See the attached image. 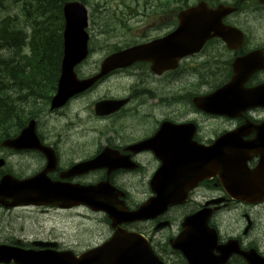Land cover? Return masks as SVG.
Returning a JSON list of instances; mask_svg holds the SVG:
<instances>
[{"label":"flooded vegetation","instance_id":"obj_1","mask_svg":"<svg viewBox=\"0 0 264 264\" xmlns=\"http://www.w3.org/2000/svg\"><path fill=\"white\" fill-rule=\"evenodd\" d=\"M79 1L88 8L93 5L91 0ZM199 4L218 10L207 9L211 17L190 18L192 29H204L207 34H196L201 40L193 41L190 52L176 54L174 59L179 44L168 39L179 27L180 12ZM108 7L113 12L110 16L92 19L89 54L76 66L79 77L98 72L104 59L117 51L143 45L144 57L112 69L62 107L49 108L43 123L38 124L43 141L55 153L56 165L48 176L71 185H100L101 198L124 200L132 209L154 195L153 178L159 191L166 184L164 193H187L184 201L147 220L102 225L98 239L89 245H101L115 232L121 233L120 237L136 233L147 240L164 264H187L173 247L174 240L184 219L207 207L216 210L210 223L217 229L220 218L216 213H234V237L240 248L254 249L264 257L260 220L264 202L252 205L232 199L218 176H211L210 164L204 167L207 149L219 138L224 150L246 153L242 157L247 158L248 169L264 158V0H132L115 1ZM203 20L208 24L202 25ZM217 89H222V112L205 111V102L200 99ZM253 101L261 105H249ZM80 105L86 119L92 121L90 129L73 128L81 121L75 110ZM50 118L58 120L61 128L53 139L48 129H42ZM17 155V151L0 148V157L6 160ZM35 159L44 167L47 159L43 155ZM191 160L190 167L195 164L192 171ZM89 163L92 167L88 169L85 165ZM70 168L72 172L62 177ZM196 178V185L189 188ZM172 181L179 187L170 188ZM109 185L122 191L124 197L110 192ZM34 241L9 244L31 250L81 252L59 241L45 248L35 247ZM229 264L246 262L237 255Z\"/></svg>","mask_w":264,"mask_h":264},{"label":"water","instance_id":"obj_2","mask_svg":"<svg viewBox=\"0 0 264 264\" xmlns=\"http://www.w3.org/2000/svg\"><path fill=\"white\" fill-rule=\"evenodd\" d=\"M63 12L65 19L63 36L64 49L61 59L60 77L57 83L56 93L51 101V108L58 107L69 95L86 88L95 79L93 77L85 80H78L76 79L73 71L75 64L82 60L86 55L85 45L87 37L84 31L87 23L86 9L80 3L69 2L64 4ZM191 16L193 15L191 14ZM183 17L186 18V15ZM142 51L144 50L139 47L108 57L102 64L101 73L107 71L109 69V66L118 67L120 65L129 64L131 62L129 61V59H132L133 57H135V55L136 58L144 57V54L141 53ZM219 95V91H216L213 97H211L210 103L212 106L214 100H217ZM3 144L15 148H37L43 152H46V149L41 145V143H39L38 138L35 134L33 121H30L29 124L21 131V133L16 138L6 139ZM210 156L211 162L221 161L222 158L225 159V154L214 147H212L210 151ZM243 161L244 160H242V163ZM230 162H234V165H232ZM240 163L241 162L238 160V157L233 158L227 156L224 165L220 166L222 174H219V176L222 178L227 191L232 196L256 198L255 194L259 193V190L257 191L255 185H253V188L251 187V185L249 184V177L251 176L245 174L241 170L242 166ZM43 175L44 172H40L33 177L26 178L20 181L11 178L10 176H4L2 182L0 183V195L2 194V196L13 200V205L27 203L38 204L53 201L50 197L47 196H50L52 194H59V192L61 191L60 189L55 190V185L52 183L46 184L43 179ZM153 201H155V199ZM157 201L163 202L164 200L157 199ZM110 212L113 216H116L115 218H125V216L122 214L121 209L117 210L116 208L111 207ZM138 216L141 217L142 213L138 212ZM191 221L188 220L185 222V224L188 225ZM195 221H198V218ZM200 236L201 238H199L198 240H194L195 246L202 247L203 243H206L205 245H208L210 244V241L211 246H214L216 235L213 229H209L208 227H206L205 232ZM230 248L233 252L234 248L231 245ZM184 249H186V247H184ZM203 250L205 251L204 246L200 248L199 255L192 254L190 256L191 263L216 264V260L209 258L207 254L203 253ZM114 258L115 263L118 264H136L139 261L138 259H141L137 256L126 254H116L114 255ZM220 264H223V262H221Z\"/></svg>","mask_w":264,"mask_h":264},{"label":"trees","instance_id":"obj_3","mask_svg":"<svg viewBox=\"0 0 264 264\" xmlns=\"http://www.w3.org/2000/svg\"><path fill=\"white\" fill-rule=\"evenodd\" d=\"M62 1L19 0L18 12L8 15L15 18L0 20V93L6 97L12 82L17 103L7 107L15 105L17 113L0 110V139L15 134L28 117L37 115L27 98L44 104L50 97L62 48ZM14 113L15 123L7 124L6 117Z\"/></svg>","mask_w":264,"mask_h":264},{"label":"rangeland","instance_id":"obj_4","mask_svg":"<svg viewBox=\"0 0 264 264\" xmlns=\"http://www.w3.org/2000/svg\"><path fill=\"white\" fill-rule=\"evenodd\" d=\"M92 1L99 4L102 14L109 15L111 9L103 8V6H113L115 1L121 0ZM6 13L11 14L12 11L1 12L0 16H4ZM118 14H121V11ZM92 61L93 59H90L89 63ZM82 109L83 107L81 105L75 108L81 119V121L75 122L76 126L73 128L76 130L90 129L92 127V121L86 119V112ZM42 129L49 130L51 139H53L54 135L58 136L61 133L59 121L55 118H50L48 125L42 127ZM67 133H69L68 130ZM9 163L10 166H7V168L23 176L30 175L39 169L38 161L28 153L11 157ZM231 211L235 212L234 210ZM226 212L228 211H221L219 216L223 220L221 224L223 234H226V231H234L233 228H235L234 213ZM0 217L2 218V222L0 223V241L14 240L15 238H23L24 236H47L51 239L59 238L64 244L72 246L76 251L97 240V234L102 229V226L99 225L102 219L98 215L82 210L78 212H57L53 210L43 211L42 209L28 208L7 211L0 207ZM260 220L264 226V211H260Z\"/></svg>","mask_w":264,"mask_h":264},{"label":"bare ground","instance_id":"obj_5","mask_svg":"<svg viewBox=\"0 0 264 264\" xmlns=\"http://www.w3.org/2000/svg\"><path fill=\"white\" fill-rule=\"evenodd\" d=\"M217 162H218V161H217ZM217 162H216V163H217Z\"/></svg>","mask_w":264,"mask_h":264}]
</instances>
